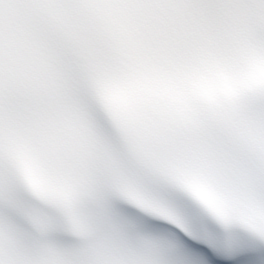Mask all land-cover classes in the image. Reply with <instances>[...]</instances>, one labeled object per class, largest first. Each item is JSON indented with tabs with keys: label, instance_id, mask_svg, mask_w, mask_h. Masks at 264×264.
<instances>
[{
	"label": "snow or ice",
	"instance_id": "snow-or-ice-1",
	"mask_svg": "<svg viewBox=\"0 0 264 264\" xmlns=\"http://www.w3.org/2000/svg\"><path fill=\"white\" fill-rule=\"evenodd\" d=\"M0 264H264V0H0Z\"/></svg>",
	"mask_w": 264,
	"mask_h": 264
}]
</instances>
